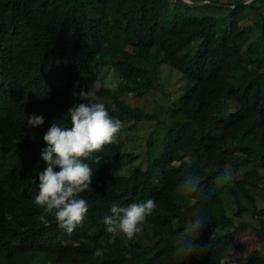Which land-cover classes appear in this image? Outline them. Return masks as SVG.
Wrapping results in <instances>:
<instances>
[{
	"label": "trees",
	"instance_id": "16d2710c",
	"mask_svg": "<svg viewBox=\"0 0 264 264\" xmlns=\"http://www.w3.org/2000/svg\"><path fill=\"white\" fill-rule=\"evenodd\" d=\"M240 1L0 0V264H264V10ZM162 64L185 83L172 91L171 121H159V152L151 135L147 164L131 166L139 154L118 136L84 161L94 175L83 224L69 235L49 215L45 226L34 203L43 137L53 123L71 127L68 109L84 102L73 92L94 87L122 123L158 118L124 94L153 92ZM106 68L122 93L96 86ZM31 114L44 124L30 127ZM189 178L196 191H179ZM148 199L157 207L142 232L110 242L112 204ZM197 216L208 219L193 243L209 249L179 261L175 247Z\"/></svg>",
	"mask_w": 264,
	"mask_h": 264
},
{
	"label": "clouds",
	"instance_id": "9594fccd",
	"mask_svg": "<svg viewBox=\"0 0 264 264\" xmlns=\"http://www.w3.org/2000/svg\"><path fill=\"white\" fill-rule=\"evenodd\" d=\"M103 87L113 92L117 90L118 84L111 72L105 78ZM73 96H78L84 102L68 109L71 127L53 123L43 137L47 147L41 149L40 155L46 167L38 174L39 191L34 200L44 210L41 220L45 226H48L46 217L52 215L58 227L69 235L83 224L89 209L87 200L81 194L92 191L90 186L94 170L84 161L94 153L102 152L106 145L116 143L123 127L122 121L110 116L105 104L98 102L94 87L88 91L81 89L79 93L73 92ZM112 107L115 109V105ZM44 122L43 116L31 114L27 117L28 125L33 128ZM100 160L101 157H95L96 163L99 164ZM57 167L60 170L54 171ZM198 183L197 179H186L178 186V190L190 194L196 191ZM156 207L152 199L132 203L127 208L113 203L111 215L106 216L103 221L110 234V242L115 243L120 237L134 239L142 232V226ZM207 219L206 216H197L195 223L188 222L178 240L179 246L175 247L174 256L177 260H188L208 251L209 244L193 243L199 240ZM103 254L102 249H97L94 256ZM220 264H229V257L222 258Z\"/></svg>",
	"mask_w": 264,
	"mask_h": 264
},
{
	"label": "rangeland",
	"instance_id": "374dc122",
	"mask_svg": "<svg viewBox=\"0 0 264 264\" xmlns=\"http://www.w3.org/2000/svg\"><path fill=\"white\" fill-rule=\"evenodd\" d=\"M214 2L213 4H222L223 6L229 5L226 4L228 1L232 0H209ZM211 5V4H207ZM209 9V8H207ZM200 10H206L205 7L200 8ZM210 10V9H209ZM159 84L156 86L153 92L146 94L144 96H137L134 93H125L124 98L134 107H143L151 113L158 115V118L154 119H144L139 121L130 120L126 123H123V127L120 130L118 136L127 139L128 143L125 146V151L133 153L135 155L139 154L138 157L132 161V165H142L147 164L146 151L148 149V143L150 136L153 135V143H156L155 149L159 152L163 136L164 128L163 123L159 121L170 122V113H169V103L172 101V91L176 89V94L179 92V87L184 85V81L180 78V73L177 70L167 67V65L162 64ZM112 73L116 82L121 80L119 74L113 68H106L101 71L100 80L96 83L98 88L101 87V84L104 83L105 78L109 73ZM115 92H120L119 87ZM175 94V93H174ZM170 101V102H169ZM130 161H125L124 163L119 164L116 168L120 171H127ZM246 216V215H245ZM248 217V215L246 216ZM245 217V218H246Z\"/></svg>",
	"mask_w": 264,
	"mask_h": 264
},
{
	"label": "water",
	"instance_id": "95a60500",
	"mask_svg": "<svg viewBox=\"0 0 264 264\" xmlns=\"http://www.w3.org/2000/svg\"><path fill=\"white\" fill-rule=\"evenodd\" d=\"M183 1H185L187 4L193 5V6H195V5H205V4H212L213 5V3H214V2H211L209 0H183ZM250 1L251 0H241L239 2V4L240 5L246 4V3H249ZM262 3H263V10H264V0H262ZM217 5H222V4H217ZM226 6H233V5H226Z\"/></svg>",
	"mask_w": 264,
	"mask_h": 264
},
{
	"label": "bare ground",
	"instance_id": "6f19581e",
	"mask_svg": "<svg viewBox=\"0 0 264 264\" xmlns=\"http://www.w3.org/2000/svg\"><path fill=\"white\" fill-rule=\"evenodd\" d=\"M185 2V1H184ZM186 3V2H185ZM263 4V3H262Z\"/></svg>",
	"mask_w": 264,
	"mask_h": 264
}]
</instances>
